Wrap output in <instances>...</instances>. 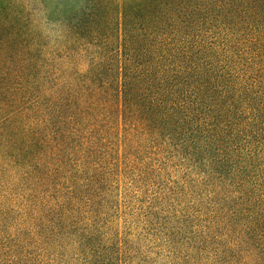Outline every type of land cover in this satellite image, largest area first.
<instances>
[{
    "label": "trees",
    "instance_id": "16d2710c",
    "mask_svg": "<svg viewBox=\"0 0 264 264\" xmlns=\"http://www.w3.org/2000/svg\"><path fill=\"white\" fill-rule=\"evenodd\" d=\"M40 4L0 0V264H264V0Z\"/></svg>",
    "mask_w": 264,
    "mask_h": 264
},
{
    "label": "rangeland",
    "instance_id": "374dc122",
    "mask_svg": "<svg viewBox=\"0 0 264 264\" xmlns=\"http://www.w3.org/2000/svg\"><path fill=\"white\" fill-rule=\"evenodd\" d=\"M76 4L77 0H44V4H40V6L35 5L31 8L35 10L34 12H37V15L40 11L47 8L53 19H66V17L70 15L69 11H71ZM35 16L36 13H34V17Z\"/></svg>",
    "mask_w": 264,
    "mask_h": 264
}]
</instances>
